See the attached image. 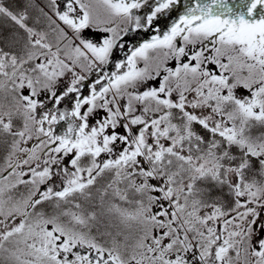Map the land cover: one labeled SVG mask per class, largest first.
Listing matches in <instances>:
<instances>
[{
	"label": "snow or ice",
	"instance_id": "1",
	"mask_svg": "<svg viewBox=\"0 0 264 264\" xmlns=\"http://www.w3.org/2000/svg\"><path fill=\"white\" fill-rule=\"evenodd\" d=\"M0 19V264H264V0Z\"/></svg>",
	"mask_w": 264,
	"mask_h": 264
},
{
	"label": "flooded vegetation",
	"instance_id": "2",
	"mask_svg": "<svg viewBox=\"0 0 264 264\" xmlns=\"http://www.w3.org/2000/svg\"><path fill=\"white\" fill-rule=\"evenodd\" d=\"M233 3V0H231V1H229V4H232ZM235 3H239V0H235ZM147 9H145L144 11H146ZM177 11H183V9L182 8H178L177 10H175V11H173L167 18H161V19H159V20H157L156 21V23L157 24H159L160 26H161V28L163 29L165 26H167V25H170V23L172 22V20L174 19V18H176V16H177ZM4 22H7L9 25L7 26V28L9 29V30H11L10 29V23L8 22V21H6V20H3ZM88 35H93V33H91V32H89V33H87ZM152 35V32L151 31H149V32H141V33H139L135 38L137 39V40H144V39H148V38H150V36ZM63 127H66V125H64L63 124V122H62V124H61V128H63Z\"/></svg>",
	"mask_w": 264,
	"mask_h": 264
},
{
	"label": "trees",
	"instance_id": "3",
	"mask_svg": "<svg viewBox=\"0 0 264 264\" xmlns=\"http://www.w3.org/2000/svg\"><path fill=\"white\" fill-rule=\"evenodd\" d=\"M229 1H231V0H229ZM0 31H3L5 34H6L8 31H10V30L7 28L5 22H4L2 19H0Z\"/></svg>",
	"mask_w": 264,
	"mask_h": 264
},
{
	"label": "rangeland",
	"instance_id": "4",
	"mask_svg": "<svg viewBox=\"0 0 264 264\" xmlns=\"http://www.w3.org/2000/svg\"><path fill=\"white\" fill-rule=\"evenodd\" d=\"M6 26H8L9 24L7 22H5Z\"/></svg>",
	"mask_w": 264,
	"mask_h": 264
}]
</instances>
